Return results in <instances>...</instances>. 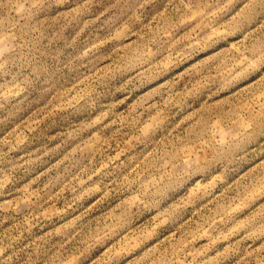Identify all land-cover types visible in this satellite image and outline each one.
I'll list each match as a JSON object with an SVG mask.
<instances>
[{"label":"rangeland","instance_id":"obj_1","mask_svg":"<svg viewBox=\"0 0 264 264\" xmlns=\"http://www.w3.org/2000/svg\"><path fill=\"white\" fill-rule=\"evenodd\" d=\"M0 264H264V0H0Z\"/></svg>","mask_w":264,"mask_h":264}]
</instances>
